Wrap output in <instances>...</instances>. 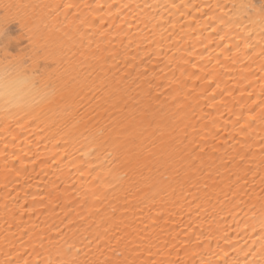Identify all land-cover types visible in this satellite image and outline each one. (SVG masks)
I'll use <instances>...</instances> for the list:
<instances>
[{
    "label": "bare ground",
    "instance_id": "bare-ground-1",
    "mask_svg": "<svg viewBox=\"0 0 264 264\" xmlns=\"http://www.w3.org/2000/svg\"><path fill=\"white\" fill-rule=\"evenodd\" d=\"M6 2L80 5L79 9L67 10V19L66 10L63 8L54 12L37 9L34 19L28 24L22 36L18 22L13 21L6 27L7 33L20 36V39L13 40L8 46L7 50L11 54L9 60L18 54L31 56L37 61L41 71L43 69L50 71L56 67L55 62L59 61L62 66L57 75H62L69 85H75L86 75L81 70L84 60L81 53L91 52L97 48V45L101 49H114L119 53L115 61H110L109 66L116 64L123 69L126 62L131 61L136 66L135 69L131 67L128 69L132 72L133 79L136 78V73L146 71L147 75L141 76V80L155 76L154 84L162 83L167 86L172 72L175 71L177 79L186 81L183 93H190L185 97V104L191 107L180 112L177 117L178 119L184 117L180 127L183 128L187 124L195 125L196 131L201 134L195 138L207 139V143L202 144L201 147L205 152L204 168L211 169L212 178L208 179V171L202 170L193 182H186L183 171L177 176L170 170L166 175L174 177L170 181L171 187L158 195L155 200L148 198L151 193L143 184H138L131 191H124L120 187H109L106 183L94 179L99 173L100 181H105L107 178L113 183L116 182L109 175L113 165L105 162L104 156L97 160L91 155L81 154L89 151L87 147L76 151V148L80 147L79 144L73 147L64 144L59 137L56 138L60 141L59 144L52 139L56 128L51 125L56 120L67 118L65 113L58 116L50 115L46 122L32 123L31 119L24 118L25 111H21L18 106L5 105L0 101V261L5 258L15 259L19 253H24L26 250L27 259L41 262L48 259L47 237L56 236L60 230H64L68 233L65 239H69L71 231H75L65 227L67 221L65 224L60 223V219L65 215H68L80 229L77 235L81 239L88 236L89 232L104 234L107 231V235H102L103 243L119 233L123 242L117 245L116 241L112 240L113 249L123 250L124 244L132 241L129 244L130 248L139 246L143 250L151 247L156 259L175 260L178 258L177 253L180 258L186 259L183 249L190 236V225L195 230V236H191L193 242L201 232L205 235L200 236V240L207 241L210 230L217 227L222 229L220 232L213 231L212 235L215 238L207 241L205 246L210 245V248L204 253L205 260L209 258L221 260L222 264L221 249L228 251L230 259L238 258L241 261L245 259L242 252L239 254L233 252L228 244L220 239L225 234L229 235L238 247H259L258 244L251 243L259 235L258 219L254 221L255 233L250 228L245 230L243 223H237L242 219L247 220L252 216L253 211L258 218L259 202L253 198L252 203H255L256 207L252 211H249L251 204L247 206L241 204L230 216L228 209L232 205L225 206V198L228 201L234 199V190L229 191L228 185L237 181V177L232 175L237 169L220 168V175L216 174V169L222 160L226 162V154L233 156L240 148L237 141L242 139L243 134L237 136L233 130V121L236 119L234 113L239 114L244 110L245 105H252L258 99L259 76L264 73L259 71V59L252 63L242 51L237 52L234 47L232 58H228V53L223 50L241 42V37L247 35L243 25H233L230 32L226 30V39L223 41L218 36H213L216 43L223 45L216 47L208 39L209 34L212 33V28L209 27L212 22L203 15L208 11V5L221 4L224 5L222 11L215 7L213 11L221 15L227 13L225 16L227 19L231 15L229 9L233 3H246L249 0H6ZM250 2L257 7L264 6V0H250ZM173 3L187 7L172 8ZM85 5L90 7L86 8ZM100 5L103 7L98 8L97 6ZM108 5L113 7L109 9ZM196 6H200L199 9ZM77 13L82 20H85L83 25L79 20H74V15ZM92 21L97 23L93 24ZM244 24L246 25L247 21H244ZM215 26H218V22ZM254 27L258 32L259 26ZM220 35L224 36L225 33L222 32ZM29 36L32 40H29ZM255 40L258 41L259 36H256ZM38 51L48 58L44 59L43 56L37 55ZM33 60L28 61L29 66L32 65ZM5 63V51L0 46V78L4 75ZM178 65H183L187 69L183 77L180 71H176ZM23 67L25 70H30L28 66ZM249 71L255 73L250 77L255 83L245 91L248 80L244 77ZM193 73L196 75H192ZM209 73L212 75L207 80L204 79L203 77ZM33 74L38 75V72ZM165 76L169 79H164ZM74 77L76 79H73ZM213 81L219 84V88H216V83ZM210 83L212 87L208 88ZM159 91L164 92L165 88ZM253 91L256 95L249 100L248 94ZM94 96V91L85 89L73 98V108L79 109L77 118L82 121L81 130L85 125L91 126L97 122L108 125L118 120L119 112L115 109L106 111V106L101 107ZM213 96L215 99H212ZM168 103L171 104L170 97ZM247 115L245 111V116ZM213 130L219 133L215 139L212 137ZM187 132L189 140L193 139V129L189 127ZM151 133L152 129H149L137 141V147L144 151L143 163L149 166L156 159L155 156L149 155V150L158 152V146L152 147ZM179 135L183 139L184 134L181 132ZM254 135L257 140L254 150L258 152L260 147L258 127ZM177 144L179 145V141ZM182 147L183 145H180V148ZM66 149L68 156L62 159ZM42 160L46 162L41 163ZM81 161H91L90 167L96 168L97 172L92 173L91 176L86 174L81 178L76 171V166L80 165ZM58 162L59 167H57ZM124 172L129 174V179L119 181L124 188L140 180L139 176L133 177V173L128 168L122 169L118 175L123 177ZM145 174H147L146 170ZM248 181L244 191L238 193L243 200H248V196L244 193L251 194L253 187L256 193L260 192L259 176L254 183L251 176L248 177ZM239 183L243 184L244 181L240 180ZM57 187L62 197L60 206L57 207L56 203H52L49 207L47 193ZM96 197H99V200ZM194 198L196 203H192ZM41 200L44 203H38ZM65 204L71 206L64 207ZM197 205L202 207L198 208ZM221 207H225V210L220 211ZM46 208L49 210L46 211ZM51 208H55V212H52ZM113 209H115V218L109 220ZM53 222L58 227L49 232L48 226ZM223 229H226V232ZM246 241L247 245H245ZM41 243L44 245L43 248ZM69 243H71L70 239ZM173 245L175 251L171 257H168L167 253ZM78 247L81 245L78 244ZM91 247L93 252H90L89 256H99L95 251L96 244L93 243ZM32 248H35L39 255L32 252ZM10 251L12 255L6 256ZM158 252L160 254L156 255ZM216 253L220 255L217 256ZM136 254L132 253V255ZM81 255L83 258V254ZM108 255L116 259V255L111 251H108ZM144 257L147 258L148 253H144ZM51 258L56 259L54 252ZM195 259L199 264L201 257L196 256ZM248 259H255L257 264H262L259 255L250 256Z\"/></svg>",
    "mask_w": 264,
    "mask_h": 264
},
{
    "label": "snow or ice",
    "instance_id": "snow-or-ice-1",
    "mask_svg": "<svg viewBox=\"0 0 264 264\" xmlns=\"http://www.w3.org/2000/svg\"><path fill=\"white\" fill-rule=\"evenodd\" d=\"M84 7H90L85 5ZM102 8L103 6H97ZM113 5H108L111 9ZM172 8L182 9L187 5H177L173 3ZM198 9L200 6H196ZM208 11L203 15L207 16L212 22L209 27L212 28V33L209 34V41L211 44H215L216 47H223V45L216 43L213 36H218L221 41L226 39L227 31L232 30L233 25H243L244 31L247 35L241 37V42L234 43L232 47L224 48V52L228 53V58H232V48L234 47L237 52H243V55L255 63L259 59V71L264 73V6L257 7L253 3H233L229 9L231 15L225 19L227 13L217 14L213 11V8L223 10L224 5L217 4L215 6L208 5ZM63 8L66 10H76L80 8V5L67 3L60 5L52 4H25V3H11L6 0H0V46L5 51V71L2 78H0V101H3L5 105L15 104L21 111H25V119H31L32 123L37 121L46 122L51 116H58L61 113H65L67 118L62 120H56L51 126L56 128V131L52 137L56 140L57 137L63 140L64 144L75 145L79 144L80 147L76 148V151H81L87 147L89 151L81 152L82 155H91L95 159L99 160L101 156H104L105 162L111 163L109 175L112 176L111 180L105 179L100 181L99 173L94 177L97 182L106 183L109 187H120L124 191H131L136 188L138 184H143L148 189L151 195L148 197L151 200H155L158 195L167 191V188L171 187L170 181L174 179L171 175H166L169 171H173L178 176L181 171L184 172L186 182H193L198 174L202 170H207L209 175L208 179L212 178V171L210 168H204V148L202 144L207 143V139L197 140L195 137H199L200 132L196 131V126L187 124L183 128L180 127V123L184 117H180L178 114L184 112L186 108L191 105L185 104V97L188 94L183 93V88L186 87V81L176 78V72H172L171 79L167 86L162 83H155V76L151 79L141 80V76H146L144 73H136V78H132V72L129 71V67L135 69L136 66L131 61L126 62L125 67L120 69L118 65L111 64L110 61H115L118 52L114 49L109 50L107 48L101 49L99 45L95 50L91 52L81 53L84 57L82 61V71L86 73L81 79H79L75 85H69L63 76H58L60 73L61 64L59 61L55 62L56 67L50 71L47 69L40 70V66H37V61L33 60L31 56L24 54H18L9 57L11 54L8 52V46L13 40L20 39V36H13L6 31V27L13 21L19 23L21 36L25 34L24 30L28 28V24L34 19V14L37 9L43 11L48 9L50 12H54L56 9ZM101 20L103 17L100 18ZM74 20H79L81 25L85 23L80 15L77 13L74 15ZM247 21V24H244ZM218 22V26L217 25ZM93 24L97 21H92ZM255 25L259 26V31H256ZM224 32L225 35L221 36L220 33ZM259 36V40L256 41L255 37ZM29 40L32 37L29 36ZM243 44V48H241ZM90 47V45H89ZM257 49L259 52L257 53ZM104 53H108L105 55ZM37 55L43 56L44 59L48 57L41 52H37ZM75 55V54H74ZM201 55H203L201 53ZM135 59V57H133ZM219 62V57L216 58ZM33 60L32 65H28V61ZM23 66H28L30 70H25ZM250 68V65L248 66ZM183 69V70H181ZM176 71H180L181 77L187 71L183 65H178ZM202 71V69H201ZM34 75L33 73H37ZM123 73V74H121ZM192 75H196L193 73ZM212 73L203 77L208 79ZM255 73L249 71L244 79L248 80V84L245 88H251L253 80L250 77ZM73 79H76L75 77ZM164 79L168 80L167 76ZM213 83H216L213 81ZM175 84V87H173ZM212 84L208 85L211 88ZM260 94L256 101L252 105H245L244 110L236 115V119L233 121V130L236 135H242V139L237 141L240 148L236 151L235 155L227 156L226 162L221 161L219 167L216 169V174L220 175V168L231 170L233 167L237 171L232 175L237 177V181L233 184H229V191L234 190V199L228 201L225 198V206L231 204L232 207L228 209L229 215L235 211V208L240 207L241 204L245 206L251 204L249 211H252L256 207L255 203H252L253 198L259 202L260 216L257 218L256 213L253 211L252 216L247 220L242 219L237 223H243L245 230L251 229L253 233L256 232L255 222L258 219L260 228L257 239L252 240V245H259L256 247H238L236 243L232 242V238L225 234L220 237L223 239L228 247L233 252L239 254L243 253L245 259L241 261L238 258H229V253L226 249H221L223 253L222 264H257L255 259H248V257L260 256L262 264H264V75L259 76ZM165 88L164 92H160L159 89ZM216 88H219V84L216 83ZM85 89L95 92L94 99L101 107H105V110L115 109L119 112L118 120L114 123L104 125L99 122L92 124L91 126L85 125L81 130L80 125L82 121L78 119L79 109L73 108V98L79 95L80 92ZM256 93L250 92L248 99L251 100ZM162 97H164L162 99ZM171 98V104L168 103V98ZM212 99H215L213 96ZM245 111L248 113L245 116ZM7 116V113H6ZM215 123V122H213ZM191 127L194 132L193 139L189 140L187 128ZM207 127V125H205ZM260 129L259 135V150L255 151V145L257 143L254 133L256 128ZM149 129H152L151 139L152 147L158 146V152H152L149 150V155L155 156L154 163L149 166L143 163L145 159L144 151L137 147V141L140 137L144 136ZM183 133V139H181L179 133ZM219 133L213 130L212 137L215 139ZM235 139V136L233 137ZM179 141V145L177 144ZM57 144L60 143L56 140ZM187 142V143H185ZM142 143V141H141ZM180 145H183L180 148ZM68 156L67 149L65 150V156L62 159H66ZM55 159V157H50ZM46 161H41L45 163ZM91 161H81L80 165L76 166V171L80 177L83 178L86 174L91 176L92 173L97 172V169L90 167ZM179 165V167H177ZM59 167V162L57 163ZM128 168L133 177L139 176L140 180L135 183H131L127 188L119 183L121 179H129L128 172H124L123 177L118 174L122 169ZM145 170L147 174H145ZM252 177L253 183L257 176H259L260 192L256 193L255 187L251 189V194L245 192L248 196V200H243L238 196L240 191H244L249 181L248 177ZM7 178V177H6ZM231 179V177H229ZM243 180L244 183L240 184L239 181ZM198 183V181H196ZM195 186V184L193 185ZM143 190V189H141ZM174 194V192H173ZM47 199L49 200V207L52 203H56V206H60L62 197L59 195V188L53 189L47 193ZM66 199V197H64ZM99 200V197H96ZM239 200V203H237ZM38 203H44V201H38ZM192 203H196L194 198ZM70 204H65L64 207H70ZM202 207V205H197ZM46 211L49 209L46 208ZM225 207H221L220 211H224ZM52 212H55V208H51ZM247 215V213L245 214ZM115 218V209H113L112 216L109 220ZM199 217H197L198 219ZM233 220L235 217L233 216ZM65 221L67 223L65 224ZM61 224H65V227L71 231L69 239H65L68 235L64 230H60L56 236L47 237L49 241L48 259L45 261H34L32 259L25 258L28 255L27 250L24 253H19L15 259L5 258L0 261V264H197L196 256H200L199 264H221V260H213L211 258L205 260L203 258L204 253L209 251V247H206L207 241H211L215 237L212 232H220L221 228L217 227L212 229L207 234V241H201L200 236H204L205 233L201 232L199 236H196L195 242L191 239V236H195V230L190 228V236L188 241L185 242L183 249L185 258H178L173 260L171 258L156 259L152 254L151 247H146L143 250L139 246L130 248L129 244L132 241L124 244L123 250L113 249L111 247V241L115 240L117 245L123 242V238L119 237V233L108 238L106 242L102 243V235H107V231L104 234L89 232L88 236H84L83 239L77 233L80 229L76 224L69 219L68 215H65L63 219H60ZM219 224V222H217ZM58 225L53 222L48 226V231L52 232ZM226 232V229H223ZM91 237V238H90ZM63 240V243L61 241ZM95 243V251L99 253V256H89L90 252H93L91 245ZM78 244L81 247H78ZM248 242H245L247 245ZM41 247L44 245L41 243ZM167 247V245H165ZM87 249L88 251H85ZM103 249V250H102ZM18 251V250H13ZM108 251H111L116 255V259H112L108 255ZM175 251V245L169 249L167 255L171 257ZM32 252L39 255L35 248H32ZM53 252L56 259H52ZM132 253H137L132 255ZM144 253H148V257H144ZM83 254V258L82 255ZM158 252L156 255H159ZM12 255V252L6 254V256ZM217 256L220 253H216ZM99 257H104L100 259Z\"/></svg>",
    "mask_w": 264,
    "mask_h": 264
}]
</instances>
